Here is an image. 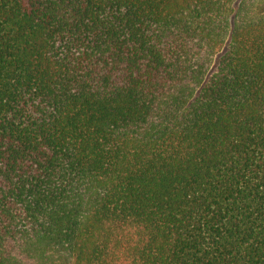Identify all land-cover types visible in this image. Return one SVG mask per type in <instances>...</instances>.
Returning <instances> with one entry per match:
<instances>
[{
  "label": "trees",
  "instance_id": "trees-1",
  "mask_svg": "<svg viewBox=\"0 0 264 264\" xmlns=\"http://www.w3.org/2000/svg\"><path fill=\"white\" fill-rule=\"evenodd\" d=\"M0 264H264V0H0Z\"/></svg>",
  "mask_w": 264,
  "mask_h": 264
},
{
  "label": "rangeland",
  "instance_id": "rangeland-1",
  "mask_svg": "<svg viewBox=\"0 0 264 264\" xmlns=\"http://www.w3.org/2000/svg\"><path fill=\"white\" fill-rule=\"evenodd\" d=\"M215 68H213V70H214Z\"/></svg>",
  "mask_w": 264,
  "mask_h": 264
}]
</instances>
